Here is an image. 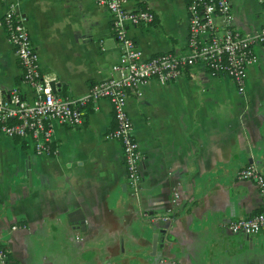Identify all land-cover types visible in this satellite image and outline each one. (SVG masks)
<instances>
[{
    "label": "crops",
    "instance_id": "0c3cea01",
    "mask_svg": "<svg viewBox=\"0 0 264 264\" xmlns=\"http://www.w3.org/2000/svg\"><path fill=\"white\" fill-rule=\"evenodd\" d=\"M140 1L156 14L150 25L129 27L144 55L185 53L189 0L125 6L140 9ZM12 2L29 18L41 72L57 92L80 97L109 77L121 51L106 7L96 0H0V98L18 87L34 99L1 23ZM231 2L237 29L261 28L258 0ZM255 50L259 61L248 67L242 89L199 66L174 82L152 79L141 97L130 96L127 111L143 153L139 198L126 184L122 143L107 137L115 127L107 99L98 110L86 107L81 126L53 122L54 153L0 137V248L8 264H120L125 257L129 264H264V229L248 235L229 227L262 208L256 181L238 177L250 164L264 174V44ZM134 222L136 231L124 230ZM161 229L166 237L152 255Z\"/></svg>",
    "mask_w": 264,
    "mask_h": 264
},
{
    "label": "built area",
    "instance_id": "2783aa9c",
    "mask_svg": "<svg viewBox=\"0 0 264 264\" xmlns=\"http://www.w3.org/2000/svg\"><path fill=\"white\" fill-rule=\"evenodd\" d=\"M96 1L110 13L121 53L109 77L94 82L80 97L60 94L53 82L43 76L28 27L29 18L19 11L16 2L8 4L1 23L24 69L22 82L30 86L34 99H26L18 87L7 97L0 98V137L30 140L37 154L54 153L53 122L81 126L86 107L91 104L98 110L99 101L107 99L115 120V127L107 137L122 143L126 184L133 197L139 198L143 153L127 111L130 96L141 97L143 86L152 79L164 84L174 82L199 66L212 74L229 76L239 88H244L248 67L259 61L255 47L264 44V22L255 32H242L234 26L231 0H189L187 51H165L146 57L129 33V27L154 23L155 12L147 7L128 9L126 0ZM258 2L264 17V0ZM238 177L256 181L262 208L250 217L231 221L229 227L233 232L255 235L264 229V174L255 164H250L238 172ZM162 219L170 220L171 217ZM8 257V251L0 248V264H8Z\"/></svg>",
    "mask_w": 264,
    "mask_h": 264
},
{
    "label": "rangeland",
    "instance_id": "374dc122",
    "mask_svg": "<svg viewBox=\"0 0 264 264\" xmlns=\"http://www.w3.org/2000/svg\"><path fill=\"white\" fill-rule=\"evenodd\" d=\"M132 221H133V219H132ZM132 229H134V231H136L137 230V225H136V223L134 222V223H131L130 225H128V226H126V229H124V230H132ZM106 240V239H105ZM109 245H111L110 244V241H108V242H105L104 244H103V251L102 252H106V248H108V246ZM67 249H70L71 250V248H67ZM66 249V250H67ZM124 249V246H123V242H122V240H121V249L120 248H117V245H116V252H118V251H122ZM67 252V251H66ZM110 252V251H109ZM119 258V257H118ZM118 258H117V261H118ZM139 260H141V262L143 263V264H145V261L144 260H142L141 258L139 259ZM129 262H130V258L129 257H125L124 259H122L121 260V262H120V264H129ZM146 263H147V261H146Z\"/></svg>",
    "mask_w": 264,
    "mask_h": 264
},
{
    "label": "water",
    "instance_id": "95a60500",
    "mask_svg": "<svg viewBox=\"0 0 264 264\" xmlns=\"http://www.w3.org/2000/svg\"><path fill=\"white\" fill-rule=\"evenodd\" d=\"M79 223H80V225H83L84 220L81 219ZM166 234H167V230L166 229H161V230L157 231L156 233H154V235H153V244H152V247H153L152 255H156V253H157L158 243L162 239L161 235L166 237Z\"/></svg>",
    "mask_w": 264,
    "mask_h": 264
},
{
    "label": "trees",
    "instance_id": "16d2710c",
    "mask_svg": "<svg viewBox=\"0 0 264 264\" xmlns=\"http://www.w3.org/2000/svg\"><path fill=\"white\" fill-rule=\"evenodd\" d=\"M140 5H142V6H144V3H143V1H140ZM142 8H145V6L144 7H142ZM9 95V92L5 95V97H7Z\"/></svg>",
    "mask_w": 264,
    "mask_h": 264
}]
</instances>
